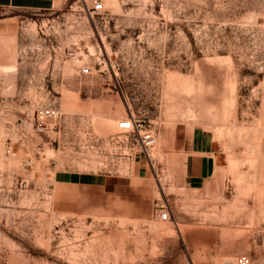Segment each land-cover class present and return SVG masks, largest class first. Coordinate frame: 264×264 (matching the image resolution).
<instances>
[{
	"label": "rangeland",
	"instance_id": "obj_1",
	"mask_svg": "<svg viewBox=\"0 0 264 264\" xmlns=\"http://www.w3.org/2000/svg\"><path fill=\"white\" fill-rule=\"evenodd\" d=\"M96 2L0 8V264H224L236 242L264 264V0ZM44 106L59 116L38 133ZM130 115L145 154L117 128ZM175 130L206 136L195 188ZM128 154L145 173L124 175ZM58 171L125 185L83 195Z\"/></svg>",
	"mask_w": 264,
	"mask_h": 264
},
{
	"label": "crops",
	"instance_id": "obj_2",
	"mask_svg": "<svg viewBox=\"0 0 264 264\" xmlns=\"http://www.w3.org/2000/svg\"><path fill=\"white\" fill-rule=\"evenodd\" d=\"M67 0H0V8H13L24 10L50 11L60 10ZM6 42L12 41V38H6ZM9 47V46H8ZM13 57V56H12ZM11 58V57H10ZM14 62L0 64V71L6 68H14ZM12 71V70H11ZM9 72V71H8ZM175 138L182 139V148L185 153L183 159V181L189 187L195 188L212 176L213 160L212 154L207 146L206 136L203 134H193L191 138H185L181 131L175 130ZM128 166L124 168L129 175L134 171L137 174L145 173L143 166L139 162L135 164L136 157L127 155ZM134 166V167H133ZM118 174H91L79 171H58L55 174V183L76 190L79 194H91L101 188L103 192L109 194L121 191L122 184L119 182ZM210 184L204 185V190L210 189Z\"/></svg>",
	"mask_w": 264,
	"mask_h": 264
},
{
	"label": "built area",
	"instance_id": "obj_3",
	"mask_svg": "<svg viewBox=\"0 0 264 264\" xmlns=\"http://www.w3.org/2000/svg\"><path fill=\"white\" fill-rule=\"evenodd\" d=\"M91 11L93 13H101L104 11L103 5L100 2H96L91 6ZM89 69L87 67L81 68V74H88ZM59 116L57 109L51 106L40 107L35 113H33L31 121L32 127L38 133H43L47 129L51 128L49 126V121L56 120ZM117 128L125 132L127 136L134 138V146L138 150L147 153L148 148H150L154 143V137L151 130L145 128L142 122L132 115L126 116L117 123ZM7 153L13 155L12 149H7ZM157 216L161 221H166L169 219V212L167 208L160 204L156 206ZM224 264H250L249 257L243 252V248L240 242H236L231 250V256Z\"/></svg>",
	"mask_w": 264,
	"mask_h": 264
},
{
	"label": "bare ground",
	"instance_id": "obj_4",
	"mask_svg": "<svg viewBox=\"0 0 264 264\" xmlns=\"http://www.w3.org/2000/svg\"><path fill=\"white\" fill-rule=\"evenodd\" d=\"M104 7H110L111 9H117L118 5L116 0H103V4ZM12 68H6L3 71H10ZM179 79V78H178ZM180 80V79H179ZM210 186V185H209ZM211 188V186H210Z\"/></svg>",
	"mask_w": 264,
	"mask_h": 264
}]
</instances>
